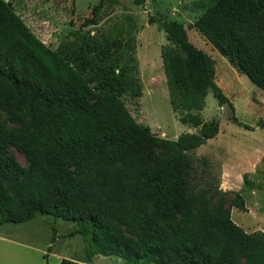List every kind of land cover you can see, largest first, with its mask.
<instances>
[{
	"label": "trees",
	"instance_id": "obj_1",
	"mask_svg": "<svg viewBox=\"0 0 264 264\" xmlns=\"http://www.w3.org/2000/svg\"><path fill=\"white\" fill-rule=\"evenodd\" d=\"M200 5L187 29L264 93V0ZM102 7L99 0L72 39L51 49L0 0V227L39 216L73 222L71 235L86 246L80 259L59 264L96 256L125 264H264V233H247L231 219L232 208L248 211L241 192L220 190L208 160L195 159L202 169L189 155L219 130L215 119L202 123L192 113L204 109L208 89L234 123L253 130L215 84L214 61L189 42L183 24L148 18L168 42L161 60L169 104L181 123L200 128L161 138L126 107L124 97L139 98L142 86L124 63L122 41L84 30L98 24ZM250 177L244 186L253 189Z\"/></svg>",
	"mask_w": 264,
	"mask_h": 264
},
{
	"label": "rangeland",
	"instance_id": "obj_2",
	"mask_svg": "<svg viewBox=\"0 0 264 264\" xmlns=\"http://www.w3.org/2000/svg\"><path fill=\"white\" fill-rule=\"evenodd\" d=\"M4 1L11 3L26 26L51 49L71 40V33L91 19V11L99 2V0ZM200 3L205 4V0H103L98 24L84 28L95 38L106 35L108 39L122 41L124 63L130 69L134 67L131 75L142 86L139 98L133 100L129 96L124 97L126 107L137 123L149 126L152 133L161 138L176 140L179 136L197 134L198 129L190 124L181 123L179 119L181 114L169 104L161 60V50L168 46V42L157 24H148L150 16L183 24L189 42L214 61L215 69L226 82L225 88L229 94L239 88L245 90L248 85L252 86L246 76L239 74L206 40L203 41L204 38L198 31L187 29L201 13V9L195 8L201 6ZM130 57L135 59V63ZM222 92L224 94V90ZM238 115L245 125L253 122L249 115L240 113ZM210 116L212 120H216L218 116L213 95L206 100V108L200 118L207 122ZM221 116L223 123L224 121L229 123L228 116L224 113ZM227 123H224V126H227ZM12 152L19 164L25 166L24 157L14 150ZM189 155L193 157L195 165L203 169V165L195 160L203 156H199L195 151ZM207 160L212 168V178L219 182V163ZM249 179L253 189L245 187L241 191L248 211L242 212L232 208L231 219L247 233L255 231L264 233V160L256 177L251 176ZM76 227L73 222L54 220L50 216H39L20 225H4L0 227V264H59L62 259H80L86 244L80 235H71ZM95 258L96 264H125L116 257ZM93 262L92 260L90 264H95Z\"/></svg>",
	"mask_w": 264,
	"mask_h": 264
},
{
	"label": "crops",
	"instance_id": "obj_3",
	"mask_svg": "<svg viewBox=\"0 0 264 264\" xmlns=\"http://www.w3.org/2000/svg\"><path fill=\"white\" fill-rule=\"evenodd\" d=\"M203 41L206 42L205 39H203ZM226 64L228 63L226 62ZM214 82L222 91L224 90V94L233 106L240 123L244 124L238 115L239 113L249 115L250 118L253 119V122L249 125L253 130H246L234 123L231 118L232 112L229 106L225 104L218 107L216 102V108L221 110V114L224 113L229 117V123L224 121V123H227V126H224L222 122L223 116H221L217 135L207 140L194 151L199 156H203L213 163H219L218 179L220 190L223 192H241L245 189L243 176L250 175L256 177L257 171L264 160V129L256 127V122L259 120L264 123V93L255 86L248 85L245 90L239 88L237 91L229 94V92L226 91L227 88H225L226 82L220 78L216 69ZM212 95L213 91L208 89L205 97V107L202 111L206 108V100ZM253 97L257 100V103L253 101ZM212 102H214V100H212ZM202 111H194V114L200 116ZM211 118L210 116L208 121H211ZM201 122L205 123L202 119ZM197 129L198 134L200 128ZM95 260L96 258L94 257L93 263L96 264Z\"/></svg>",
	"mask_w": 264,
	"mask_h": 264
},
{
	"label": "water",
	"instance_id": "obj_4",
	"mask_svg": "<svg viewBox=\"0 0 264 264\" xmlns=\"http://www.w3.org/2000/svg\"><path fill=\"white\" fill-rule=\"evenodd\" d=\"M221 119V110H218V116L217 119L215 120L216 122H219V120ZM258 128V127H257Z\"/></svg>",
	"mask_w": 264,
	"mask_h": 264
}]
</instances>
